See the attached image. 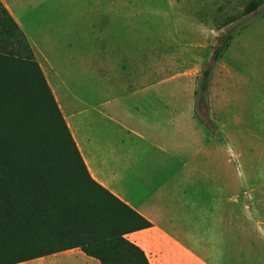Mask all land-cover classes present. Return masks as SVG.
<instances>
[{"label":"rangeland","instance_id":"obj_1","mask_svg":"<svg viewBox=\"0 0 264 264\" xmlns=\"http://www.w3.org/2000/svg\"><path fill=\"white\" fill-rule=\"evenodd\" d=\"M251 1L8 0L32 32L51 88H62L65 104L54 93L59 108L74 104L65 84L85 104L115 97L111 112L123 111L127 125H140L144 113L135 109L143 99L123 98L122 76L114 70V61L129 59L132 72L145 77V90L160 91L163 102L176 106L178 128L192 133V142H224L241 172L242 193L264 183V4L245 15ZM230 29L239 30L214 64ZM210 65L203 94L199 77ZM257 202L246 215L252 222L264 218Z\"/></svg>","mask_w":264,"mask_h":264},{"label":"crops","instance_id":"obj_2","mask_svg":"<svg viewBox=\"0 0 264 264\" xmlns=\"http://www.w3.org/2000/svg\"><path fill=\"white\" fill-rule=\"evenodd\" d=\"M0 2L36 58L32 32L25 31L8 0ZM114 63L123 98L143 99L133 107L144 113L140 125H127L123 111L111 112L115 97L103 94L85 104L65 84L63 90L75 100L72 109L66 103L60 111L91 178L152 224L126 238L150 264H264V230L258 219L246 217L264 200V183L242 193L241 172L227 158L224 142H192L193 134L178 128L176 106L163 102L160 91H146L145 77L132 72L129 59ZM55 89L64 103L62 88ZM63 262L99 264L78 249L21 264Z\"/></svg>","mask_w":264,"mask_h":264},{"label":"trees","instance_id":"obj_3","mask_svg":"<svg viewBox=\"0 0 264 264\" xmlns=\"http://www.w3.org/2000/svg\"><path fill=\"white\" fill-rule=\"evenodd\" d=\"M263 4L251 1L243 12ZM238 30L222 35L214 64ZM212 68L199 77L203 94ZM151 226L91 178L30 45L0 2V264L73 249L99 264H150L126 235Z\"/></svg>","mask_w":264,"mask_h":264},{"label":"water","instance_id":"obj_4","mask_svg":"<svg viewBox=\"0 0 264 264\" xmlns=\"http://www.w3.org/2000/svg\"><path fill=\"white\" fill-rule=\"evenodd\" d=\"M216 136L220 137L221 136L220 132H216Z\"/></svg>","mask_w":264,"mask_h":264}]
</instances>
